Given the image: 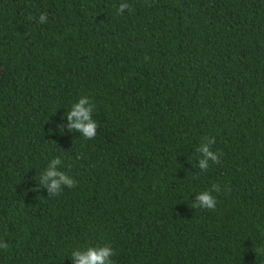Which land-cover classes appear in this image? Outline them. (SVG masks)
Masks as SVG:
<instances>
[{"label":"trees","instance_id":"trees-1","mask_svg":"<svg viewBox=\"0 0 264 264\" xmlns=\"http://www.w3.org/2000/svg\"><path fill=\"white\" fill-rule=\"evenodd\" d=\"M0 66V264H264V0H0ZM85 95L96 136L54 134ZM53 157L76 183L49 196Z\"/></svg>","mask_w":264,"mask_h":264},{"label":"clouds","instance_id":"clouds-1","mask_svg":"<svg viewBox=\"0 0 264 264\" xmlns=\"http://www.w3.org/2000/svg\"><path fill=\"white\" fill-rule=\"evenodd\" d=\"M125 10L131 11L127 2L120 3L116 8V14L120 15ZM47 13L41 12L36 18L37 23L44 24L47 22ZM95 109V104L88 96H81L77 99L71 107L63 113L61 125H56L55 133L57 135H63L65 130L67 132L74 131L80 134L84 139L90 140L97 134L98 124L92 119V113ZM52 131V129H51ZM214 137H205L199 146L195 149L198 154L194 167L201 173H206L210 164H219V155L211 150V146L214 144ZM61 164L60 157H53L50 159L40 172L38 177V187L47 191L49 196H56L60 194L64 188L71 189L75 186V180L69 174L59 169ZM193 174V176H195ZM221 187L219 184H212L210 189L194 194V201L192 202V208L215 210L217 205L216 197L213 193H219ZM9 244L3 238H0V250H6ZM115 255L114 249L111 245L105 244L103 246H86L76 247L70 252L71 264H114L112 257Z\"/></svg>","mask_w":264,"mask_h":264},{"label":"rangeland","instance_id":"rangeland-1","mask_svg":"<svg viewBox=\"0 0 264 264\" xmlns=\"http://www.w3.org/2000/svg\"><path fill=\"white\" fill-rule=\"evenodd\" d=\"M3 69H2V67L0 66V77H2L3 76Z\"/></svg>","mask_w":264,"mask_h":264}]
</instances>
